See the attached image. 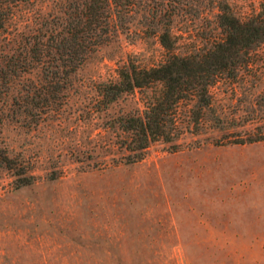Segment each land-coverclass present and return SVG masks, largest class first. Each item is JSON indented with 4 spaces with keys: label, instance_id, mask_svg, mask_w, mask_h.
I'll return each instance as SVG.
<instances>
[{
    "label": "rangeland",
    "instance_id": "obj_1",
    "mask_svg": "<svg viewBox=\"0 0 264 264\" xmlns=\"http://www.w3.org/2000/svg\"><path fill=\"white\" fill-rule=\"evenodd\" d=\"M213 1L133 0L123 25L114 15L107 39L49 106L25 96L41 81L40 66L1 89L0 153L36 178L17 186L18 175L0 165V264H264V140L219 143L224 132L264 123V42L235 77L210 86L199 132L151 141L139 160L124 163L127 132L117 122L142 107L139 93L98 109L99 82L116 80L129 60L147 66L165 58L154 7H173L174 51L188 54L220 34ZM226 1L240 17L264 3ZM74 2H16L0 53ZM213 113L226 120L224 129L213 127Z\"/></svg>",
    "mask_w": 264,
    "mask_h": 264
},
{
    "label": "trees",
    "instance_id": "obj_2",
    "mask_svg": "<svg viewBox=\"0 0 264 264\" xmlns=\"http://www.w3.org/2000/svg\"><path fill=\"white\" fill-rule=\"evenodd\" d=\"M19 0H0V35L6 29L12 6ZM133 0H75L64 14L42 23L34 32L20 36L16 47L0 53V93L9 87L11 79L40 66L42 79L26 90L25 96L39 97L46 105L57 100L55 91L83 62L88 53L107 39L113 26V16L124 23V15ZM154 7L155 30L165 49L163 60L140 65L133 60L117 71L116 80L97 84L98 109H104L123 94L139 93L142 107L117 116V122L127 132L122 140L128 151L124 163L141 159L149 142L162 139L173 141L185 130L199 132L207 109L211 108L210 86L219 78L235 77L242 65L251 62L253 49L264 42V3L248 16H237L226 0H214L215 21L219 35L208 45L188 54L175 52L177 39L171 29L173 7L162 2ZM6 94V92L4 93ZM61 103V102H59ZM185 115L181 117V106ZM213 127L224 129L226 121L212 114ZM236 125H243L236 124ZM219 143H252L264 140V123L235 132L221 134ZM0 165L17 176V186L33 183L34 174H24L21 162L1 150Z\"/></svg>",
    "mask_w": 264,
    "mask_h": 264
}]
</instances>
